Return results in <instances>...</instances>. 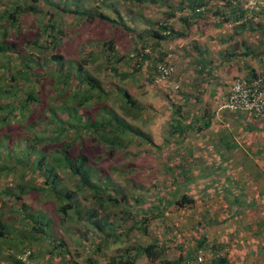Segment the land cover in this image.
<instances>
[{
	"label": "rangeland",
	"instance_id": "1",
	"mask_svg": "<svg viewBox=\"0 0 264 264\" xmlns=\"http://www.w3.org/2000/svg\"><path fill=\"white\" fill-rule=\"evenodd\" d=\"M164 1L113 0L130 31L111 23L91 25L68 15L62 18L63 28L68 33L61 44L62 54L68 60H87L86 69L112 94L107 104L119 113L120 99L116 93L119 89L127 90L140 108L128 111L131 117H126L127 120L149 134L158 149L128 139L126 148L117 150L111 159L99 162L98 167L109 174L114 183L110 194L125 197L124 204L109 208L105 213V209L85 199L79 200L85 209H99L102 218L108 216L111 226L105 232L90 224L85 209L81 213L83 220L76 215L63 219L57 212L56 201L44 196L29 194L16 201L19 204L15 208H10L15 203L14 198L6 201V209H12L8 213L16 217L9 225L20 233L8 231L9 241L1 243L2 263L7 264L4 258L9 255L21 258L19 251L28 242L21 237L30 238L32 229L28 221L21 219L38 213L45 216L44 232L37 234L40 241L31 245V255L27 251L22 256L26 264H68L70 257L83 261L88 255L99 264H107L111 257L127 258L130 248L151 244L163 248L161 258L153 262L142 255L135 264L174 261L185 251H191L201 237L211 236L207 223L198 219L199 211L207 206L203 201L210 196L217 198L215 192L223 194L237 183L243 169L254 167H247L239 160L229 162L228 157L235 153L229 155L227 150H238L239 142L235 132H230L217 120L222 118L223 111L227 112L218 110L226 103L235 80L248 78L246 72L255 68L257 72H264V0H245L244 9L250 12L249 18L253 17V21L241 25L242 28H237V23H222L221 17L212 12L205 13L204 17L193 16L185 7L187 0H172L171 9ZM210 1L209 8L214 10L225 6V0ZM110 2L83 0L82 3L114 19L116 14L106 7ZM179 4L185 9L179 10ZM42 8L52 11L48 5ZM48 19L46 15L45 20ZM32 20L37 22L35 18ZM160 23L171 25L187 38L162 42L160 46L155 45V40L144 44L140 38L147 39L149 30ZM112 39L116 41L119 61L107 63L102 42ZM143 46L148 48L145 52L151 55V60L136 73L134 66L139 62L138 54ZM159 56L164 58L161 65L167 64L173 69L164 84L151 82L152 64ZM128 74L132 76H126ZM104 150L103 155L108 149ZM229 168L232 173L236 171L237 178L230 176ZM8 187L10 183L0 181L1 190ZM177 189L182 195L194 196L197 203L177 209L173 206ZM21 203L25 210H19ZM144 221L147 225H142ZM60 238L62 248L58 247ZM10 247L15 248L14 253L10 252ZM256 249L262 251L257 245Z\"/></svg>",
	"mask_w": 264,
	"mask_h": 264
},
{
	"label": "trees",
	"instance_id": "2",
	"mask_svg": "<svg viewBox=\"0 0 264 264\" xmlns=\"http://www.w3.org/2000/svg\"><path fill=\"white\" fill-rule=\"evenodd\" d=\"M102 1L106 4L108 0ZM82 2L10 0L6 3V0H0V181L10 183L8 189L0 188V257L1 243L9 241L6 237L8 231L20 233L9 225V221H14L16 217L8 213L12 209H6V201L14 198L15 203L10 208H15L19 200L29 194L44 196L56 201L57 212L63 219L76 215L83 220L81 213L85 208L80 198L105 209L106 213L109 208L121 206L125 197L117 198L110 194L114 183L110 175L98 167L99 162L111 159L117 150L126 148L128 139L139 140L158 149L149 134L127 120L126 117H131L128 111L140 110L127 90L119 89L116 93L120 99L119 113L107 104L112 94L107 93L101 82L86 69L87 60H68L62 54L61 44L68 34L62 22L65 15L91 25L105 22L130 31L113 0L106 7L116 14L114 19L94 7H86ZM164 2L169 9L174 7L172 0ZM210 3V0H187L185 7L196 17L212 12L221 17L222 23H237V28L253 21V17L249 18L250 12L244 9L245 0H225V6L217 10L209 8ZM43 5L50 6L52 11H45ZM177 8L185 9L180 4ZM46 15L49 16L47 21ZM243 20L245 24L241 23ZM156 26L149 30L147 39L140 38L144 44L155 40V45L160 46L162 42L187 38L186 34L176 31L169 24ZM102 46L107 63L119 61L115 39L102 42ZM147 49L143 46L138 54L139 62L134 66L136 73L151 60V55L145 52ZM89 55L93 57V54ZM163 62L162 56L154 60L152 83H156L158 66ZM258 73L250 71L247 76L256 77ZM104 148L108 150L103 155ZM101 173L104 175L101 176ZM175 194L173 206L177 209L196 203L194 196L182 195L178 189ZM18 208L25 210L23 203ZM98 211L85 209L90 224L105 232L111 226L110 220L108 216L102 218ZM44 218L38 213L21 219L30 223V238L21 237L28 241L19 251L21 258L9 255L4 258L7 264H26L22 256L27 251L31 255V245L40 241L37 234L44 232ZM48 223L53 224L50 220ZM144 224L147 225V221ZM54 241L61 242L58 247L62 248V238ZM204 242L205 237L197 240L191 251L161 264H197V253L199 249H204ZM9 250L14 253L15 248L10 247ZM162 252L163 248L157 244L130 248L127 258L111 257L107 264H135L142 255L156 262ZM69 259L68 264H99L90 255L83 261ZM0 264H4L1 259ZM210 264H226V259L220 257Z\"/></svg>",
	"mask_w": 264,
	"mask_h": 264
},
{
	"label": "crops",
	"instance_id": "3",
	"mask_svg": "<svg viewBox=\"0 0 264 264\" xmlns=\"http://www.w3.org/2000/svg\"><path fill=\"white\" fill-rule=\"evenodd\" d=\"M255 69L246 74L257 72ZM221 117L217 121L235 132L239 142L238 150H227L229 155L235 153L228 157L229 162L239 160L247 167H254L243 169L238 178L236 171L232 173L229 168L237 183L223 194L214 191L217 198L210 196L203 201L207 206L199 211L198 219L207 223L211 236L200 239L205 237V249L222 252L226 264H264V121L225 111ZM256 245L262 247L261 252Z\"/></svg>",
	"mask_w": 264,
	"mask_h": 264
},
{
	"label": "built area",
	"instance_id": "4",
	"mask_svg": "<svg viewBox=\"0 0 264 264\" xmlns=\"http://www.w3.org/2000/svg\"><path fill=\"white\" fill-rule=\"evenodd\" d=\"M173 69L167 64L158 66L156 83L164 84L172 75ZM226 110L232 114H245L256 120L264 121V72L256 77L238 78L230 87L226 103L219 111ZM223 257L221 252L199 249L197 264H210L212 260Z\"/></svg>",
	"mask_w": 264,
	"mask_h": 264
}]
</instances>
